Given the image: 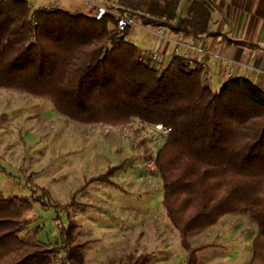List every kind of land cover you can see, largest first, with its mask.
Returning a JSON list of instances; mask_svg holds the SVG:
<instances>
[{"label":"trees","instance_id":"16d2710c","mask_svg":"<svg viewBox=\"0 0 264 264\" xmlns=\"http://www.w3.org/2000/svg\"><path fill=\"white\" fill-rule=\"evenodd\" d=\"M91 1L182 37L216 35L212 0H186L183 7V0ZM95 11L0 0V87L44 98L79 123L169 126L151 157L166 216L188 251L186 264H198L200 249L189 238L229 213L248 214L256 234L247 264H264V87L232 76L212 89L202 80L201 62L190 65L179 54L158 69L140 58L113 13L97 20ZM115 168L92 180L112 184ZM32 209L28 198L0 192V264H85L73 221L52 243L20 236L34 219ZM143 257L110 264H141Z\"/></svg>","mask_w":264,"mask_h":264},{"label":"rangeland","instance_id":"374dc122","mask_svg":"<svg viewBox=\"0 0 264 264\" xmlns=\"http://www.w3.org/2000/svg\"><path fill=\"white\" fill-rule=\"evenodd\" d=\"M50 1L55 2L38 0L36 5ZM99 6L84 0L56 4L85 14ZM146 34L138 27L127 39L150 44ZM162 139L153 125L79 123L44 98L0 87V192L33 204L34 219L20 236L52 243L60 227L73 221V242L84 243L85 264H110L128 256H144L141 264H186L188 251L166 216L155 164L146 167ZM112 167V184L92 180ZM255 234L248 214L229 213L188 241L200 247L198 264H247Z\"/></svg>","mask_w":264,"mask_h":264},{"label":"crops","instance_id":"0c3cea01","mask_svg":"<svg viewBox=\"0 0 264 264\" xmlns=\"http://www.w3.org/2000/svg\"><path fill=\"white\" fill-rule=\"evenodd\" d=\"M212 1L216 10L210 30L216 35L193 39L165 29L164 38H160L153 34L152 29H144L151 43L144 40L142 45L134 44L139 49L157 52L161 68L174 56V41L193 45L196 48L191 50L193 62L203 61L202 80L215 90L232 76L247 77L264 87V0ZM185 2L182 1V7ZM219 57L226 58L224 65L219 64Z\"/></svg>","mask_w":264,"mask_h":264},{"label":"built area","instance_id":"2783aa9c","mask_svg":"<svg viewBox=\"0 0 264 264\" xmlns=\"http://www.w3.org/2000/svg\"><path fill=\"white\" fill-rule=\"evenodd\" d=\"M37 0H28L29 5L31 7H37L38 5H36ZM59 0H55L54 1H50L48 3H45L43 5H40L41 8L45 11H50L53 10L56 7V4L58 3ZM88 3H91V0H84ZM107 11H109L110 13H113L116 17H117V28L120 31H125L126 29L132 30L135 28H143L146 30H149L147 26H143L140 23H138L137 21H135L134 19H132L130 16L128 15H119L117 13H115L112 10H107L104 7L99 6L96 11H95V19H100L104 13H106ZM35 24V22H34ZM154 30L152 31L156 36L160 37V38H164V27L162 25H156L153 28ZM175 43V47H174V51L173 54H179L181 55L183 58H188L189 60L192 59V56L190 54L191 49L193 48L190 44L186 43V42H181V41H174ZM180 47H182L183 51L180 49ZM208 54H211L210 52H208ZM139 56L141 59L146 60L148 62H150L152 65H154L156 68L160 69L162 67V63L159 57V54L155 51H146L144 49H140L139 50ZM219 64L220 65H224L226 62V58L225 57H219ZM153 129L155 132L159 133L162 136L167 135L171 128L163 123H155L153 125ZM154 159L152 158L151 160H149L146 164V167H154Z\"/></svg>","mask_w":264,"mask_h":264}]
</instances>
